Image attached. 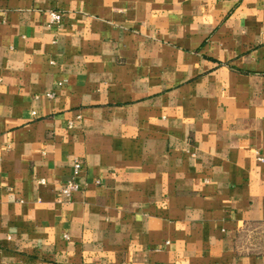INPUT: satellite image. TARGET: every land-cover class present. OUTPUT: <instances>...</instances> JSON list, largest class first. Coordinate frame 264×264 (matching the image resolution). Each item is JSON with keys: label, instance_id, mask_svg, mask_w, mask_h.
<instances>
[{"label": "crops", "instance_id": "0c3cea01", "mask_svg": "<svg viewBox=\"0 0 264 264\" xmlns=\"http://www.w3.org/2000/svg\"><path fill=\"white\" fill-rule=\"evenodd\" d=\"M0 264H264V0H0Z\"/></svg>", "mask_w": 264, "mask_h": 264}, {"label": "built area", "instance_id": "2783aa9c", "mask_svg": "<svg viewBox=\"0 0 264 264\" xmlns=\"http://www.w3.org/2000/svg\"><path fill=\"white\" fill-rule=\"evenodd\" d=\"M61 19V15L57 12H51V20L54 23H58ZM48 96H52L51 93H48ZM81 169V163L79 161H75L73 164V169H72V178L66 181L61 189L60 193L63 194L66 197H70V195L74 192L77 191L80 186L79 183L76 181V176L79 174Z\"/></svg>", "mask_w": 264, "mask_h": 264}]
</instances>
